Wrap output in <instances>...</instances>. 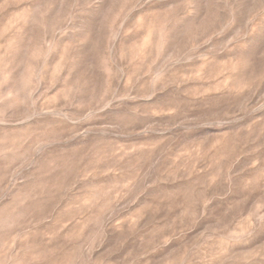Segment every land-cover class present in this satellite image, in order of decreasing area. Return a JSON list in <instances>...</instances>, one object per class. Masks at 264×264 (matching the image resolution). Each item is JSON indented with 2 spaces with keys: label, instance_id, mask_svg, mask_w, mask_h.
<instances>
[{
  "label": "rangeland",
  "instance_id": "374dc122",
  "mask_svg": "<svg viewBox=\"0 0 264 264\" xmlns=\"http://www.w3.org/2000/svg\"><path fill=\"white\" fill-rule=\"evenodd\" d=\"M0 264H264V0H0Z\"/></svg>",
  "mask_w": 264,
  "mask_h": 264
}]
</instances>
